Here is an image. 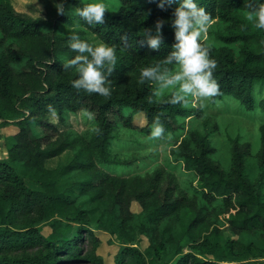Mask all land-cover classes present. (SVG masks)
<instances>
[{"label": "trees", "instance_id": "16d2710c", "mask_svg": "<svg viewBox=\"0 0 264 264\" xmlns=\"http://www.w3.org/2000/svg\"><path fill=\"white\" fill-rule=\"evenodd\" d=\"M86 2L35 0L29 12L16 9L13 0H0V128H19L9 158L0 160V264H106L99 230L120 238L116 264L126 258L165 264L167 257L184 253V241L189 252L176 264H264V124L261 149L242 142L229 160L217 157L216 123L212 128L206 122L175 143L173 160L200 186L182 187L164 167L125 173L135 161L123 159L113 146L118 129L151 136L158 120L163 136H173L203 112L191 100L171 103L172 93L161 96L154 82L140 80L141 68L161 63L175 43L170 18L176 0L164 9L158 0H105V21L98 25L77 14ZM255 2L199 0L212 21L225 23L223 28L212 23L206 41L219 84L211 101L234 99L253 112L264 111V29L247 19ZM161 17L167 20L164 43L153 50L140 43L141 34ZM74 18L82 28L65 30ZM71 33L89 43L92 33L116 49L117 63L108 76L111 95L72 86L78 72L75 66L63 68L77 54L69 46ZM173 67L161 63V70ZM81 112L93 113V128L81 133L60 128ZM136 113L144 114L145 125L135 124ZM67 150L74 152L70 162L46 165ZM134 201L141 206L138 213ZM19 211L24 212L20 223ZM48 217L53 233L46 238L39 223ZM255 231L262 233L257 242L236 237ZM140 236L148 240L145 249L134 245Z\"/></svg>", "mask_w": 264, "mask_h": 264}, {"label": "rangeland", "instance_id": "374dc122", "mask_svg": "<svg viewBox=\"0 0 264 264\" xmlns=\"http://www.w3.org/2000/svg\"><path fill=\"white\" fill-rule=\"evenodd\" d=\"M35 0H13V3L18 10H25L32 12L34 10ZM64 6V2L62 3ZM74 11V7L70 6L69 12ZM212 23L215 24L217 28H223L225 26L224 22L215 20ZM65 30L71 31L74 28H82L79 20L74 18L72 21L67 22L63 25ZM209 36V33H208ZM87 37L92 41V44L102 43L96 35L88 33ZM175 66L169 71H175ZM154 88L156 92L163 96L172 93V89H157L154 83ZM193 104L197 107H201L203 114L199 116L195 114L189 117L186 121L187 126L182 134L173 136H162V137H152L146 136L137 130H130L121 127L115 133L116 138L113 142L115 149L121 154L123 159L133 160L134 163L128 165L123 171L125 173H141L144 174L147 171H151L157 167H164L170 172L174 173L178 182L182 187H189L192 184L199 185L200 181L195 178L194 174L183 167L181 162H176L171 156V149L182 139V137L188 135V133L197 128H204V123L208 122L210 127L214 128L216 123L218 129L214 130L212 135L213 142L218 148L217 157L229 160L231 157L233 148L240 145L242 142L248 141L254 146L255 151L261 149V126L264 124V111H247L243 109L239 103L234 99H224L213 103L211 97H206L197 99ZM57 117L53 122L56 121ZM89 119L86 113H76L71 114L65 125L60 124V128L73 130V132L81 133L85 130L93 128L92 121ZM134 122L139 126H143L146 123V119L143 113H136L134 115ZM19 130L14 124H9L0 128V160H7L9 158V151L14 144L13 136ZM207 130V129H206ZM74 152L72 150H67L61 155L50 158L46 161L48 167H56L60 164H67L73 158ZM132 210L135 213L141 211V206L139 202L134 201L132 203ZM34 212H30L32 214ZM24 212L19 211L17 214L18 221L23 220ZM50 220L52 217H48L46 220L40 222L41 233L44 237L48 238L52 235L53 229L50 225ZM101 239V244L99 246V253L102 254L106 260V264H116L119 255L120 248V238L116 235H111L106 231L96 232ZM261 232L255 231L250 234H239L236 235L238 239L244 241H259ZM88 237L85 238L83 243H87ZM189 244V242H188ZM134 245L140 249H145L148 245V240L144 236L138 237L134 241ZM31 246L30 249H32ZM14 250L15 252L20 251ZM29 249V250H30ZM183 254H178L176 256L171 255L167 257L165 264H176L180 261L181 257L189 252V247L186 241L183 242ZM71 264H92L89 262H75ZM124 264H133L128 258L125 259Z\"/></svg>", "mask_w": 264, "mask_h": 264}, {"label": "clouds", "instance_id": "9594fccd", "mask_svg": "<svg viewBox=\"0 0 264 264\" xmlns=\"http://www.w3.org/2000/svg\"><path fill=\"white\" fill-rule=\"evenodd\" d=\"M173 0H158V7L164 9ZM177 6L170 18L174 30L175 43L170 53L163 58L162 64L174 65L176 70H161V63L148 65L140 70V80L154 82L157 89L171 88V103L187 105L190 100L214 96L219 84L213 78L216 60L210 55L206 41L212 24L211 14L199 3V0H176ZM59 12H64L62 5H56ZM108 10L105 0H87L76 9L77 14L90 25L103 24ZM248 20L254 21L257 28L264 29V0H256L250 6ZM167 20L158 18L152 26L144 27L140 43L150 49H159L164 43L163 26ZM126 39V37H122ZM69 46L76 55L63 63L64 69L75 66L78 77L72 81L77 90L87 93L111 95L108 76L117 63L116 49L107 43L93 45L81 39L78 33H71ZM89 119L92 112H87ZM164 126L157 120L151 128L152 137H162ZM169 136L171 133L168 134Z\"/></svg>", "mask_w": 264, "mask_h": 264}]
</instances>
